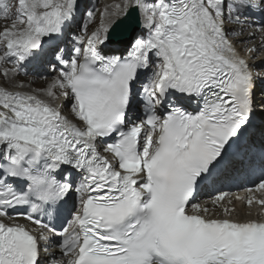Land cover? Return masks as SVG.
Returning a JSON list of instances; mask_svg holds the SVG:
<instances>
[{
    "label": "snow or ice",
    "instance_id": "obj_1",
    "mask_svg": "<svg viewBox=\"0 0 264 264\" xmlns=\"http://www.w3.org/2000/svg\"><path fill=\"white\" fill-rule=\"evenodd\" d=\"M262 52L264 0H0V264H264Z\"/></svg>",
    "mask_w": 264,
    "mask_h": 264
},
{
    "label": "bare ground",
    "instance_id": "obj_2",
    "mask_svg": "<svg viewBox=\"0 0 264 264\" xmlns=\"http://www.w3.org/2000/svg\"><path fill=\"white\" fill-rule=\"evenodd\" d=\"M110 2H111V0H99L98 4L100 6H102L104 3H110ZM261 56H264V52L258 54L257 57L255 58V61H251L250 63L259 62ZM5 67H8V65H5ZM254 71H256V72L264 71V66H262L260 68H256V69H254ZM35 84L37 85L36 87H40V86H42L43 81L42 80H38ZM255 123L257 125H259L260 121L257 120ZM252 131L255 133V139H256L257 144H259L260 136H259L258 130L257 129H253ZM204 195H205L204 202H206L208 200V195H207V193H205ZM208 206L212 208V205L210 203L208 204ZM235 207H236V211H237L238 215L243 216L244 214L247 213V209L244 208L242 205L235 204Z\"/></svg>",
    "mask_w": 264,
    "mask_h": 264
},
{
    "label": "rangeland",
    "instance_id": "obj_3",
    "mask_svg": "<svg viewBox=\"0 0 264 264\" xmlns=\"http://www.w3.org/2000/svg\"><path fill=\"white\" fill-rule=\"evenodd\" d=\"M98 3H99V0H98ZM33 86H34V87H36L37 85H36V84H34Z\"/></svg>",
    "mask_w": 264,
    "mask_h": 264
}]
</instances>
